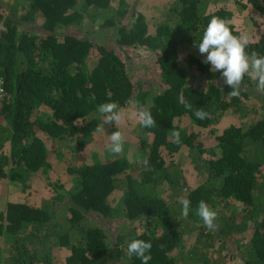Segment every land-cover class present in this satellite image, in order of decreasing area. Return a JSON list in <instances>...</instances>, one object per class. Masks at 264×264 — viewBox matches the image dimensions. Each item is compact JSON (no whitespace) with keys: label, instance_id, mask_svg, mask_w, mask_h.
<instances>
[{"label":"trees","instance_id":"16d2710c","mask_svg":"<svg viewBox=\"0 0 264 264\" xmlns=\"http://www.w3.org/2000/svg\"><path fill=\"white\" fill-rule=\"evenodd\" d=\"M25 1L17 6L0 0V78L6 90L0 106V153L7 142L11 146L9 155L0 154V182L9 178L25 190L30 186L26 181L31 172L49 171L47 146L37 131L52 143L70 139L78 148L87 145L98 126L94 112L102 103L116 102L124 107L135 101L138 108L151 112L156 126L142 127L148 137L140 142L147 164L143 162L136 176L125 157L102 159L66 167V173L74 177L75 188L68 190L53 183V196L41 203L9 201L0 213V237L9 241L7 248H0V264H54V248L66 247L70 252L65 264H142L140 259L127 255V244L133 239L152 243L149 264H178L171 254L184 248L181 225L172 218L179 214V206L182 208L175 205L187 182L178 171L171 170V163L166 164L163 152L177 153L186 146L203 153L198 134L177 125L173 128L174 122L188 116L197 127L207 128L221 121L228 111L237 115L241 124L229 125L215 137L218 153L208 161L209 172L222 183L217 194L247 206L248 211L244 217H220L211 231L216 238L233 242L240 264H264V216L256 218L264 211V151L259 152L264 150V104L256 105L253 119L242 98L253 97L257 103L264 99L246 90L255 87L254 81H244L238 98L228 97L232 89L224 83L222 73L213 72L204 60L187 55L184 61L205 76L204 88H198L179 64L185 40L199 42L213 16L232 19V13L221 6L208 10L220 0H174L154 35L148 33L140 13L129 23L115 22L116 16H112L110 23L117 34L114 44L159 51L155 59L159 76L153 91L131 80L126 63L114 47L71 32L82 28L87 11L105 10L112 0H84L83 13L74 10L77 0ZM236 2L264 17V0ZM119 12L115 15L123 14ZM230 28L233 34H240L233 24ZM248 50L264 55V33L250 41ZM93 51L97 56L87 70L85 63ZM181 95L192 105L191 110L181 103ZM200 108L209 113V118H196L195 111ZM248 116L252 118L247 120ZM173 130L180 133L179 142L170 138ZM160 182L171 187L169 201L157 193ZM117 191L123 197L118 213L110 201ZM211 196L204 186L189 191V215L196 218L198 203L203 200L210 204ZM65 208L68 216L62 215ZM90 213L108 219L121 216L131 222L139 220L144 226L127 241L120 240L124 249L117 244L110 247L101 225L88 226ZM249 222L254 223V230L245 235ZM234 235L240 238L235 240ZM195 250L187 249L181 257L193 264H213Z\"/></svg>","mask_w":264,"mask_h":264},{"label":"rangeland","instance_id":"374dc122","mask_svg":"<svg viewBox=\"0 0 264 264\" xmlns=\"http://www.w3.org/2000/svg\"><path fill=\"white\" fill-rule=\"evenodd\" d=\"M174 0H112L109 7L105 10L96 11L89 10L85 13V19L83 21L82 28L68 30L69 32L75 33L78 37H90L94 42L99 44H105L109 47H114L116 52L119 53L122 60L126 63L129 70L131 80L136 84L141 86L144 90L157 89V77L159 76V70L156 66V57L159 51H155L148 48H121L114 44L115 38L117 36L114 30V25L110 23L111 17H115V22L122 21V23H129L134 21L137 13H140L145 22L148 25V33L151 35L155 34L158 25L162 24L168 15L169 9L173 4ZM9 5H24L25 0H6ZM124 3V4H123ZM84 0H77V4L74 7L75 11L83 13ZM225 7L232 13L233 25L239 33H247L250 36V41L257 40L262 33H264V17L255 14L252 8L247 7L246 9L241 8L236 0H220L216 5H210L208 10L211 11L217 7ZM123 13L122 15H115L117 13ZM193 43H189L187 40L184 41L182 48L180 50V66L187 69L190 78L189 81L196 85L198 88H204L205 76L199 73L194 67L189 66L185 61L187 55H193L201 60H205L206 56H202L199 53L198 48L193 46ZM97 56L96 52L93 51L88 56L86 60V69H90L92 63ZM252 81L246 77L245 82ZM249 86V85H246ZM246 90L252 93L254 96L257 93L260 99H264V92H259L255 87L253 89L246 88ZM255 98V97H254ZM243 103L247 112L255 118V114L252 112L256 105L262 107L264 101L257 103L250 99L242 98ZM262 102V103H261ZM98 107V106H97ZM122 107V106H121ZM125 109V120L123 121L120 131L124 134V151L122 154L115 155L110 152V139L114 131L117 130L115 125H106V131L104 133H96L95 130L92 132V138L87 145L82 148H78L76 143L72 140L63 139L55 143L47 140L46 137L37 131V135L44 139V143L47 146L48 151V162L50 164L49 171L44 174L40 172H31L30 178L26 182H29V188L23 190V186L10 180L9 178H3L0 184V213L6 208L9 201H22L25 203H41L53 196L51 185L53 183H58L66 187V189L75 188V183H73V176L66 173V167H79L84 164H90L94 161L102 159H113L116 157H125L129 160V170L134 176L142 168V164L145 159V151L141 147V140L143 138L148 139L146 134L142 131V127L139 122L133 118V113L139 109L135 101H131L128 105L122 107ZM264 108V107H263ZM260 109V108H259ZM264 110V109H263ZM261 110V111H263ZM246 111V110H245ZM246 112V113H247ZM94 116L97 118L98 125L101 123L100 116L97 112V108L94 112ZM252 116H248L247 120H250ZM5 125V120L3 121ZM2 123V124H3ZM9 122H6V126L9 127ZM241 121L239 117L228 111L221 121L210 125L207 128L197 127L193 121L188 116H183L180 119H176L174 125L179 127H185L189 132L194 131L198 134L199 140L202 142L204 152L199 154V150L195 152L191 151L188 147L182 146L177 153L169 154L166 151L163 152V157L166 164L171 163V170L178 171L182 178L185 180L186 186H184L179 192V196L185 195L195 188L201 186L206 187L207 190L212 192L211 198L208 205L217 212L216 224L219 223V218L222 216H229L231 214H236L240 217L248 211V207L242 205L232 199H225L217 194V189L220 190L222 183L219 178L213 177L208 161L215 158L218 153V148L216 147L215 137L220 134V132L229 125L239 126ZM170 138L173 137L172 132L170 133ZM10 143L7 142L3 153L10 154ZM263 148L259 152L263 153ZM2 152L0 154H2ZM192 152L193 156H190ZM8 167L6 166V170ZM264 170V168H263ZM21 182V181H18ZM157 193L163 199L169 201L172 191L168 183H161L157 186ZM122 192L117 191L112 196V206L118 213L123 205ZM176 207L179 206L178 198L176 202ZM177 215H173L178 223L181 225V239L183 241V248H178L171 255L178 260V264H193L191 260H184L181 254L187 249L197 250L198 254H205L213 264H240L238 258L235 257L236 247L233 245L232 241L227 240V238L222 239L221 236L216 238L212 231L208 230L199 217L193 218L191 215L185 219L181 214V208L179 209ZM260 217L264 216V211L259 212ZM62 215L68 216L67 209H63ZM89 220H87L88 226H93L96 223L101 225L107 233V240L110 247L117 244L118 248H123V244L120 240L127 241L131 236L142 231V226H144L143 221L131 222L121 216H116L112 218H104L99 216L97 213H90L88 215ZM248 231L245 235H250L254 230V223L249 222ZM214 237V238H213ZM233 238L238 240L239 235H234ZM9 246V241L4 237H0V248H7ZM70 247L66 248H54L53 260L54 264H65V257L69 254Z\"/></svg>","mask_w":264,"mask_h":264},{"label":"clouds","instance_id":"9594fccd","mask_svg":"<svg viewBox=\"0 0 264 264\" xmlns=\"http://www.w3.org/2000/svg\"><path fill=\"white\" fill-rule=\"evenodd\" d=\"M233 20L213 16L209 21L203 36L199 42L194 43L198 47L199 53L206 56L203 63L211 65L213 72H221L224 83L232 91L228 97L238 98L243 91L244 81L248 79L255 82V88L259 92H264V55L258 51H249L250 36L247 33L233 34L230 28ZM181 103L189 110L192 105L187 103L183 95L180 97ZM97 112L101 123L96 127V133H104L105 126L115 125L117 130L109 135L110 152L115 155L124 151V134L119 130L125 120V109L116 102H106L98 105ZM140 126L146 129L154 128L156 121L149 110L140 107L133 114ZM198 120L209 118V113L202 108L195 111ZM174 128V124H173ZM173 137L179 142L180 133L172 131ZM147 164V161H144ZM178 203L182 206L181 214L187 219L190 214L191 201L185 196L178 197ZM195 215L202 220L203 225L208 230H215L217 227V212L213 210L205 201L201 200L195 210ZM152 243L142 239H133L127 244V255L140 259L142 264H149L152 259Z\"/></svg>","mask_w":264,"mask_h":264},{"label":"built area","instance_id":"2783aa9c","mask_svg":"<svg viewBox=\"0 0 264 264\" xmlns=\"http://www.w3.org/2000/svg\"><path fill=\"white\" fill-rule=\"evenodd\" d=\"M5 96H6V90L4 89V86H3V80L2 78H0V106Z\"/></svg>","mask_w":264,"mask_h":264}]
</instances>
